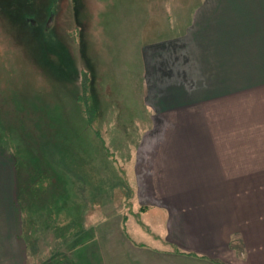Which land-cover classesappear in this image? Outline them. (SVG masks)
<instances>
[{
	"label": "rangeland",
	"instance_id": "374dc122",
	"mask_svg": "<svg viewBox=\"0 0 264 264\" xmlns=\"http://www.w3.org/2000/svg\"><path fill=\"white\" fill-rule=\"evenodd\" d=\"M221 1L58 0L49 19L28 12L31 28L19 12L0 17V264L22 263L20 252L25 264H101L104 252L126 253L119 225L133 214L132 161L152 128L143 51L183 47L199 17L189 32L249 35L245 49L264 59V8ZM17 2L35 0L0 8ZM125 234L138 237L127 226Z\"/></svg>",
	"mask_w": 264,
	"mask_h": 264
},
{
	"label": "crops",
	"instance_id": "0c3cea01",
	"mask_svg": "<svg viewBox=\"0 0 264 264\" xmlns=\"http://www.w3.org/2000/svg\"><path fill=\"white\" fill-rule=\"evenodd\" d=\"M221 2L264 8V0ZM199 22L183 47L142 53L152 128L132 161L133 214L119 225L126 253L104 252L101 264H264V67L243 71L264 59L245 49L249 35L189 32Z\"/></svg>",
	"mask_w": 264,
	"mask_h": 264
},
{
	"label": "trees",
	"instance_id": "16d2710c",
	"mask_svg": "<svg viewBox=\"0 0 264 264\" xmlns=\"http://www.w3.org/2000/svg\"><path fill=\"white\" fill-rule=\"evenodd\" d=\"M55 2L58 3V0H35V2L31 5V7H28V8L24 5V3L19 4L17 2L14 4V6H7L5 8L1 7L0 8V17H2V16L7 17L6 19L8 21H9V18L10 19H19V18H13L12 17L15 12H19L20 16H21L20 20L24 22L23 23L24 26L27 28H31V27H34L35 23L32 24V22L28 20V18L30 17V13H28V12L31 9L33 10V12L35 11L34 12V13H36L35 17H37V19L40 21H41L40 17L42 15L44 16L47 13L48 19H49V17L53 15L52 9L56 5V4H54ZM49 5H52L53 8L52 7L49 8L50 7ZM47 20L44 21V23H46Z\"/></svg>",
	"mask_w": 264,
	"mask_h": 264
},
{
	"label": "bare ground",
	"instance_id": "6f19581e",
	"mask_svg": "<svg viewBox=\"0 0 264 264\" xmlns=\"http://www.w3.org/2000/svg\"><path fill=\"white\" fill-rule=\"evenodd\" d=\"M55 219V218H54Z\"/></svg>",
	"mask_w": 264,
	"mask_h": 264
}]
</instances>
